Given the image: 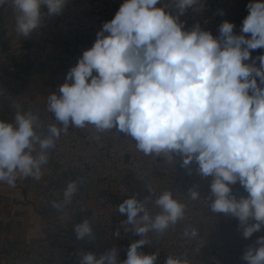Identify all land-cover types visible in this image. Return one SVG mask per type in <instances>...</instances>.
Wrapping results in <instances>:
<instances>
[{
	"label": "clouds",
	"instance_id": "clouds-1",
	"mask_svg": "<svg viewBox=\"0 0 264 264\" xmlns=\"http://www.w3.org/2000/svg\"><path fill=\"white\" fill-rule=\"evenodd\" d=\"M66 4L67 0H0V7L12 9L14 30L24 38L40 28L46 16L61 14ZM198 5L201 0H124L114 17L103 23L92 47L70 68L59 94L47 97L46 110L55 123L45 127L38 113L20 104L11 121L0 120V183L15 187L18 178L39 181L51 150L70 126L90 125L97 134L115 128L146 156H162L168 163L179 156L185 168L195 161L198 175L211 177V211L237 218L245 239L261 231L264 54L253 58L251 52L264 49V0L246 5L249 14L239 35L228 21L220 24L218 36L199 24L185 30L180 16L189 8L200 10ZM237 182L246 197L233 194L230 185ZM83 183V177L69 180L62 200L52 206L70 205ZM149 191L155 196L151 187ZM187 193L191 200L202 199L195 187ZM117 211L126 214L121 222L125 231L141 237L130 244L127 258L119 264H155L158 251L144 254L139 249L151 244L150 233L163 236L183 221L186 205L165 190L154 200L125 199ZM74 230L78 239L92 236L88 219ZM115 235L119 237V230ZM182 236L196 239L199 231L186 226ZM117 257L116 248L99 258L89 252L81 255L80 264H118ZM242 259L264 264V235L247 246ZM165 264L190 260L168 255Z\"/></svg>",
	"mask_w": 264,
	"mask_h": 264
},
{
	"label": "built area",
	"instance_id": "built-area-1",
	"mask_svg": "<svg viewBox=\"0 0 264 264\" xmlns=\"http://www.w3.org/2000/svg\"><path fill=\"white\" fill-rule=\"evenodd\" d=\"M123 2L67 0L61 14L44 18L28 44L6 47L0 36V120L11 121L15 105L20 104L23 110L38 113L45 127L55 123L54 116L46 110L47 97L59 94V86L65 83L70 68L78 63L83 51L92 47L103 23L114 17ZM250 2L254 0H201L202 6H196L200 10L189 8L180 16V21L185 30L199 24L213 36H218L220 24L228 21L234 24V34L239 35L242 22L249 14L246 5ZM11 11L7 5L0 7V16ZM169 11L175 14L174 8ZM60 42L72 52L67 63H61L59 56L50 52V48ZM261 54L264 49L251 52L253 58ZM28 65L59 68L58 80L44 83L48 91L44 92L43 101L26 95L29 78L20 70ZM256 65L259 66V61ZM96 135H99L98 140L94 138ZM49 162L39 181L31 178L22 182L18 178L16 186L11 187L12 191L24 192V200L11 198L7 191L0 193V264H80L82 254L91 252L99 258L113 248L118 250L119 264L127 258L130 244L141 237L125 231L121 222L127 217L117 211L118 206L132 196L141 201L146 197L154 200L165 190L172 191L174 198L186 205V215L163 236L150 233L151 244L139 249L144 254L158 251L155 264H165L168 255L187 256L190 264H247L242 259L244 251L264 235L262 227L245 239L237 218L211 211L208 206L211 177H200L195 161L185 168L179 156L174 163H168L162 156H146L137 151L130 137L115 128L97 134L90 125L83 129L70 126L51 150ZM80 177L84 178V183L73 202L62 209L53 207V201L62 200L67 182ZM6 185L0 183L2 189ZM149 187L155 196H151ZM193 187L202 199L189 198L187 192ZM230 187L237 199L248 195L239 182ZM149 208L158 211L154 204ZM19 214L27 218L29 231L37 233L25 242L20 241L21 229L13 220ZM85 219L90 222L92 236L78 239L75 225ZM186 226L196 227L199 237L184 238L182 233ZM117 230L119 237L115 235Z\"/></svg>",
	"mask_w": 264,
	"mask_h": 264
},
{
	"label": "crops",
	"instance_id": "crops-1",
	"mask_svg": "<svg viewBox=\"0 0 264 264\" xmlns=\"http://www.w3.org/2000/svg\"><path fill=\"white\" fill-rule=\"evenodd\" d=\"M0 36L5 44L6 47H14V46H22V45H26L28 43V41L30 40V36L28 38H24L22 36H19L15 30H14V13L13 11H11L9 14L7 15H1L0 16ZM50 52H52V50L50 49ZM53 53V52H52ZM63 63V62H62ZM20 73L23 75L28 74V70L26 69V67L21 68ZM58 79V78H57ZM51 79H46L45 81L43 80H39L36 83V88L35 90L31 92V84H30V80H29V86L28 89L26 90V95H28L30 98H33L36 100L37 96H42L44 97V91H42L41 89V83L43 82H47L50 81ZM57 81L56 79L53 80V82ZM50 166V162L48 161V164ZM28 179L31 178H20V180L23 181H28ZM13 189L11 187H9L8 185H6L3 189L0 187V193H2L3 191H7L8 195H10L11 198H13L12 196V192H19V191H12ZM5 194V193H4ZM20 196H21V200L25 199V193L23 192L22 194L19 192ZM20 200V199H17ZM22 208V207H21ZM14 221H17L19 228L21 229V239L20 241L25 242L27 240H30L33 236H37V233H34L32 231H29L28 229V223H27V218H25L24 215H17V218H13Z\"/></svg>",
	"mask_w": 264,
	"mask_h": 264
},
{
	"label": "rangeland",
	"instance_id": "rangeland-1",
	"mask_svg": "<svg viewBox=\"0 0 264 264\" xmlns=\"http://www.w3.org/2000/svg\"><path fill=\"white\" fill-rule=\"evenodd\" d=\"M29 43V41H28ZM27 43V44H28ZM52 50L53 53L57 54L59 57L60 62L62 63H67L70 61L71 57H72V52L70 50V48L64 44V43H57L56 45L52 46L50 48ZM26 69L28 70V78L31 81V92L32 90L36 88V83L39 80H43L45 81L46 79H51L50 81L53 82V80H58V76H59V68H55V69H44V68H36L33 67L32 65H28L26 66ZM45 82L41 83V89L42 91L46 92L48 91L46 89V86L44 85ZM33 90V91H34ZM45 94V93H44ZM45 99V97L42 96H37L36 100L38 101H43ZM14 195V196H13ZM12 196L16 199H20L21 200V196L19 194V192H12ZM20 211H22V208L19 209Z\"/></svg>",
	"mask_w": 264,
	"mask_h": 264
}]
</instances>
